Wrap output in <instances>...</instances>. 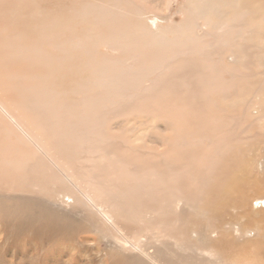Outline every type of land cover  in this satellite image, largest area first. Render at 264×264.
I'll use <instances>...</instances> for the list:
<instances>
[{
	"label": "bare ground",
	"instance_id": "obj_1",
	"mask_svg": "<svg viewBox=\"0 0 264 264\" xmlns=\"http://www.w3.org/2000/svg\"><path fill=\"white\" fill-rule=\"evenodd\" d=\"M180 4L0 0V264H264V0Z\"/></svg>",
	"mask_w": 264,
	"mask_h": 264
},
{
	"label": "rangeland",
	"instance_id": "obj_2",
	"mask_svg": "<svg viewBox=\"0 0 264 264\" xmlns=\"http://www.w3.org/2000/svg\"><path fill=\"white\" fill-rule=\"evenodd\" d=\"M187 1L188 0H180V2H181L180 6H178V9L175 10L176 11V15L175 16H178V19H175L174 21H177V22L181 21V18L183 17V15L180 12L183 9V7H185L184 5H186Z\"/></svg>",
	"mask_w": 264,
	"mask_h": 264
}]
</instances>
